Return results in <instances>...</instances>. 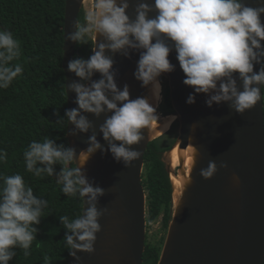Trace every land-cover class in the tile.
I'll list each match as a JSON object with an SVG mask.
<instances>
[{"label": "clouds", "instance_id": "clouds-1", "mask_svg": "<svg viewBox=\"0 0 264 264\" xmlns=\"http://www.w3.org/2000/svg\"><path fill=\"white\" fill-rule=\"evenodd\" d=\"M128 8V0H94L85 25L78 26L70 36L73 41H81L85 35L95 38L100 34L106 43H100L88 59L69 62L68 70L82 81H90L94 73L102 78L90 86L76 82L68 86L76 93L78 107L66 110L65 116L76 130L86 133L92 124L81 112L97 117L110 112L100 131L116 160L127 163L140 156L128 146L139 143L143 138L141 130L151 127L158 116L146 98L131 99L127 85L122 90L118 88L113 60L105 55L106 49L125 56L129 49L139 52L134 77L142 87L151 85L156 100L162 98L159 77L175 71L176 65L169 59L173 51L185 75L183 83L193 89L187 103H195L196 94H206L209 107L230 101L237 112L243 113L264 98V0L258 7L248 6L244 0H154L151 4L139 3L134 20L127 14ZM21 55L20 42L12 32L0 30V89H7L22 75L23 64L17 62ZM256 64L261 65L258 72L254 71ZM237 76L243 82L242 90L237 87ZM97 150L103 151L92 135L89 147L78 156L75 149L58 145L48 137L33 140L23 152L28 173L41 179L55 175L65 196H78L81 201L87 198L89 207L83 216L73 220L67 215L59 217L70 233L64 239L72 256L74 249L91 253L95 234L100 231L95 201L103 195V189L93 187L82 171ZM7 159V151L0 149V165ZM56 165L61 166L59 173ZM215 170V164H210L202 175L209 178ZM48 206L49 201L34 194L22 174L0 173V264H9L17 249L25 257L31 255L39 231L36 226ZM43 264H51L49 255L43 256Z\"/></svg>", "mask_w": 264, "mask_h": 264}, {"label": "water", "instance_id": "water-1", "mask_svg": "<svg viewBox=\"0 0 264 264\" xmlns=\"http://www.w3.org/2000/svg\"><path fill=\"white\" fill-rule=\"evenodd\" d=\"M84 0H65L63 16L62 68L65 77L67 110L77 108L76 93L68 86L73 82L90 86L101 79L94 73L90 81H82L68 70L74 60L77 41L70 39L78 30V14ZM127 14L135 19L139 3L154 0H128ZM248 6L258 7L261 0H244ZM154 16L155 13H150ZM264 22V16L261 17ZM93 49L106 43L103 36H92ZM113 60L112 71L119 89L128 86L130 98H146L151 104L150 85L142 87L134 72L139 52L129 49V55L106 49ZM169 59L175 71L163 76L169 87V99L177 116L178 136L162 156L169 176L173 171L169 153L177 146V171L183 177L181 193L174 204L167 235L157 264H263L264 262V113L263 98L251 109L237 112L232 102L213 103L209 107L206 94H196L195 103H187L193 89L183 83L185 75L176 59L175 51ZM261 65H254L258 72ZM238 75V74H237ZM160 81V79H159ZM237 76V87L242 90ZM262 91V89H261ZM110 95V94H109ZM92 124L88 132H79L67 120L66 138L77 156L89 147V138L96 136L103 151L97 150L87 160L82 171L93 187L103 189L95 207L100 215V231L95 236L91 253L76 250L69 254L66 264H142L146 238V194L142 184L144 153L152 140L150 127L141 130L142 140L128 146L140 153L136 159L116 160L108 142L100 131L110 112L99 117L81 112ZM75 132V134H73ZM119 143V142H117ZM190 146L192 161L185 169V150ZM77 160V164H78ZM210 164L216 170L209 178L202 172ZM176 174V173H175ZM89 204L82 201L81 215ZM81 243L80 241H76Z\"/></svg>", "mask_w": 264, "mask_h": 264}, {"label": "trees", "instance_id": "trees-1", "mask_svg": "<svg viewBox=\"0 0 264 264\" xmlns=\"http://www.w3.org/2000/svg\"><path fill=\"white\" fill-rule=\"evenodd\" d=\"M64 4L65 0H0V30L12 32L20 42L22 55L17 62L24 67L22 75L7 89H0V149L8 153L7 162L0 165V173L19 172L34 194L49 201L41 223L36 226L39 231L31 255L25 257L23 251L17 249V255L9 264H43L45 254L51 257V264H66L69 251L64 238L70 233L59 217L67 215L73 220L81 215L82 201L78 196H65L55 175L41 179L28 173L23 159L30 142L42 141L44 137L69 147L62 68ZM82 13L81 8L78 26L83 25ZM92 49V37L85 35L76 43L74 59H88ZM159 79L166 103L171 106L167 81L163 76ZM169 148L160 149L155 140H151L144 153L145 173L142 175L147 195V220L161 215L165 228L173 212L170 176L162 160V153ZM60 168V165L55 166L56 173ZM159 256V249L145 242L142 264H157Z\"/></svg>", "mask_w": 264, "mask_h": 264}, {"label": "rangeland", "instance_id": "rangeland-1", "mask_svg": "<svg viewBox=\"0 0 264 264\" xmlns=\"http://www.w3.org/2000/svg\"><path fill=\"white\" fill-rule=\"evenodd\" d=\"M94 5V0H84L83 2V25H85L86 20L85 17L88 13V11L92 8ZM88 36V35H87ZM93 35H89L88 37H92ZM160 78V77H159ZM161 84V83H160ZM161 91V99L160 100H154L153 106L156 109V115L158 116V120L154 121V123L151 125L150 130H151V139L155 140V143L160 149H166L169 146H171L175 139L178 136V123L176 119H173V113H170L172 111V106L168 105L166 103V100L164 98V88L162 87ZM169 111V112H168ZM166 113V114H164ZM170 118V123L167 117ZM174 123V124H173ZM169 124V125H168ZM173 125V126H172ZM172 126V127H171ZM173 150V152H172ZM171 152L169 153V160L174 154V149H172ZM166 150L162 153V156L166 157L165 154ZM177 176V169L174 170ZM145 169L143 165L142 169V175H144ZM172 177V176H170ZM175 178H170L171 186H172V181H174ZM146 193V191H145ZM173 197V196H172ZM174 201H173V207H174ZM167 235V228H165L162 225V217L161 215H158L157 218L154 220L148 221L147 220V213H146V238L145 242L149 245H152L154 247H157L159 251H162V248L165 243Z\"/></svg>", "mask_w": 264, "mask_h": 264}, {"label": "bare ground", "instance_id": "bare-ground-1", "mask_svg": "<svg viewBox=\"0 0 264 264\" xmlns=\"http://www.w3.org/2000/svg\"><path fill=\"white\" fill-rule=\"evenodd\" d=\"M149 89H150L151 104L153 105L155 98L152 96L151 85H150ZM173 117H175V119H177V116L175 114L173 115ZM167 119L169 120V123H170V118L167 117ZM150 135H151V130H150ZM173 149H174V154L172 155V157L170 158L169 161L171 162V168L174 171V170L177 169V166H178V163H179V159H178V148H177V146H175ZM172 152H173V150H172ZM181 152L185 153L184 165H185V169H186L187 174H188L189 168H190V164H191V161H192V157L190 155V146L188 148H186L185 150H182ZM170 176H172L170 178H175L176 177V179L174 181H172V196H173V201L175 203L177 201L180 193H181L183 177L179 173V171L177 173V176H176L175 172H172L170 174Z\"/></svg>", "mask_w": 264, "mask_h": 264}]
</instances>
